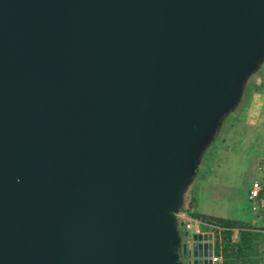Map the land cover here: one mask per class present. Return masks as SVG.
<instances>
[{
    "label": "water",
    "instance_id": "95a60500",
    "mask_svg": "<svg viewBox=\"0 0 264 264\" xmlns=\"http://www.w3.org/2000/svg\"><path fill=\"white\" fill-rule=\"evenodd\" d=\"M263 41L264 0H0V264H213L177 192Z\"/></svg>",
    "mask_w": 264,
    "mask_h": 264
},
{
    "label": "rangeland",
    "instance_id": "374dc122",
    "mask_svg": "<svg viewBox=\"0 0 264 264\" xmlns=\"http://www.w3.org/2000/svg\"><path fill=\"white\" fill-rule=\"evenodd\" d=\"M237 86L235 94L237 97L233 101L235 105L231 108L224 106L222 110H218L212 115L213 119L207 132L211 135L210 140L189 148L187 162L190 167H188L186 176L177 192L178 206L176 208L178 217H180L177 218L178 229H182V224H185V228L188 230L189 218L193 215L191 201L198 196L201 176L206 172L205 162L207 163L211 159L214 162L219 158L218 155L224 151H239L240 157L229 158V167L237 162L240 164L241 170L243 169V174L240 171L235 174V170L229 167L222 173L219 171L215 180H225L226 189L220 191L222 194L220 200L212 199L209 195V200L202 201V206L204 209H212L221 214L227 209L231 210L235 212L232 214L234 219L236 216L238 218L241 210L245 213L251 211L248 194L254 182L253 178L256 176L252 169L253 164L257 162L256 158L261 162V172L264 175V125L248 124L251 121L250 114L252 119L256 120L257 124L259 123L256 116H259V106L262 107L264 102V41L257 50L250 54L248 60L240 68ZM260 112L264 111L260 109ZM244 172L246 173L244 174ZM207 176L210 174L207 173ZM232 202L234 207L230 206ZM236 203L239 204V209L235 206ZM240 208L242 209L240 210ZM256 213L258 214V212ZM259 214L264 224V212L260 213L259 210ZM182 236H179V239ZM180 251L181 249H179V257H181Z\"/></svg>",
    "mask_w": 264,
    "mask_h": 264
},
{
    "label": "crops",
    "instance_id": "0c3cea01",
    "mask_svg": "<svg viewBox=\"0 0 264 264\" xmlns=\"http://www.w3.org/2000/svg\"><path fill=\"white\" fill-rule=\"evenodd\" d=\"M260 109L264 111V102L263 106H259V116H256L259 120V123H256V120L252 119L253 117L250 114V123L251 125H264V112H260ZM228 155V157H227ZM219 158L213 162V159H211L209 162H205V165L208 167H204L206 172L202 174L201 176V184L199 186V193L198 198L194 197L193 201H191V207L193 215L190 219H192L195 223L192 229H186L185 224H182V229H178L177 227V236L179 240V249H181L180 254L181 257L183 256V246L186 243H189V241L192 239L194 235H201L203 238L206 237L210 243L213 245V264H222V258L218 254L219 250H221V245L223 244V230L227 228V224L232 221L240 222L241 225L238 227H234L232 232V239L233 241H237L239 239V232L243 230H250V231H258L264 235V224L261 220V215L253 211L252 205H251V211L250 213H245L242 208H240L241 213L239 214L238 218L236 216V219L233 218L232 214H235V212H232L231 210H226L225 212L218 213L214 212L212 209H204L202 206V201H207L208 196L214 198H218L220 200L222 194H220V191L226 189L225 180L223 181H216V175L219 171L225 170L229 167V158H237L239 156L238 150H231V152H222L218 155ZM240 157V156H239ZM257 162L253 164L252 169L253 172L256 173L253 178V181H259L264 186V175L262 174L261 170V162L256 158ZM230 169H234V173L238 174L239 171L243 174V169L241 170L240 164L235 162L233 165L229 167ZM207 173L210 174V176H207ZM246 172H244L245 174ZM258 176H260L258 178ZM237 178V177H236ZM235 189V188H234ZM239 189V188H236ZM247 189V186H246ZM196 191V190H195ZM264 197V193L262 195V199ZM260 201V200H259ZM264 201V200H263ZM228 205V204H227ZM230 206L234 207L233 202L230 204ZM239 209V204L236 203V205ZM264 209H260V213L264 212ZM176 218L178 217V213H176ZM242 217V218H240ZM241 219V220H240ZM187 232V235L184 236L183 233ZM183 235V236H182ZM179 236L182 238L179 239ZM204 241V239H203ZM220 243L219 247H217V244ZM261 254L264 253V243L259 248ZM264 256V255H263ZM184 259V258H183ZM238 261L241 262V259ZM186 264V263H185ZM261 264V261L260 263Z\"/></svg>",
    "mask_w": 264,
    "mask_h": 264
},
{
    "label": "trees",
    "instance_id": "16d2710c",
    "mask_svg": "<svg viewBox=\"0 0 264 264\" xmlns=\"http://www.w3.org/2000/svg\"><path fill=\"white\" fill-rule=\"evenodd\" d=\"M205 167H208L205 165ZM241 223L232 221L227 224V228L223 230V244L218 254L222 258V264H259L264 255L261 254L259 248L264 243V235L258 231L241 230L239 239L233 241L232 232L234 227L240 226ZM184 236L187 232L184 231ZM220 243L217 244L219 247ZM241 259V262L238 261Z\"/></svg>",
    "mask_w": 264,
    "mask_h": 264
},
{
    "label": "built area",
    "instance_id": "2783aa9c",
    "mask_svg": "<svg viewBox=\"0 0 264 264\" xmlns=\"http://www.w3.org/2000/svg\"><path fill=\"white\" fill-rule=\"evenodd\" d=\"M263 193L264 186L259 181L253 182L251 188L249 189L248 200L252 205L253 211L255 212H258L260 209L264 208V199H262ZM194 223L195 222L192 219L189 220L187 225L189 230L193 228ZM261 264H264V256L262 257Z\"/></svg>",
    "mask_w": 264,
    "mask_h": 264
}]
</instances>
